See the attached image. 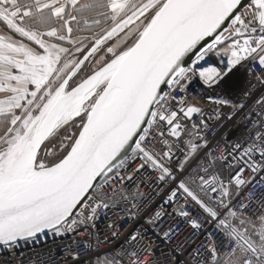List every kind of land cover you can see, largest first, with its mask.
Listing matches in <instances>:
<instances>
[{"label":"snow or ice","instance_id":"1","mask_svg":"<svg viewBox=\"0 0 264 264\" xmlns=\"http://www.w3.org/2000/svg\"><path fill=\"white\" fill-rule=\"evenodd\" d=\"M0 22L34 45L0 34V249L6 251L19 249L21 242L36 243L49 233L71 232L78 217L83 222L84 208L94 215L101 207L88 204L94 185L116 178L129 153L143 162L140 167L150 164L159 171L161 182L174 179L165 161L172 160L175 145L165 133L179 139L181 119L200 110L170 102L165 88H182L196 71L210 85L219 84L245 61L264 69V0H0ZM83 30L93 34L81 36ZM133 31V42L121 48ZM121 32L124 37L103 47ZM88 39L92 46L77 58L75 53L83 52ZM101 51L104 54L97 56ZM212 51L230 57L226 71L196 68ZM186 57L194 58L190 68L184 66ZM90 58L97 67H85ZM77 117L79 131L68 150L49 160L58 130L67 132L65 126ZM259 128L264 129V121ZM150 131L166 151L153 152L144 145ZM252 141L255 146H246L244 155L256 171L264 161V131L254 133ZM199 147L189 139L179 166ZM212 163L202 171L207 173ZM198 179L200 190L216 193L219 186V203L228 206L223 197L229 190L217 174ZM234 179L237 186L246 183L239 174ZM177 189L235 242L226 260L218 258L215 247L205 249L203 264H264V218L262 226L249 233L236 211L218 216L185 180L177 181L162 203L174 206ZM174 214L201 229L187 210ZM205 239L212 242L211 234ZM189 254L196 259L201 255L196 246Z\"/></svg>","mask_w":264,"mask_h":264},{"label":"built area","instance_id":"2","mask_svg":"<svg viewBox=\"0 0 264 264\" xmlns=\"http://www.w3.org/2000/svg\"><path fill=\"white\" fill-rule=\"evenodd\" d=\"M229 58L212 51L196 68L215 67L223 72ZM233 73H228L219 84L210 85L196 71L189 73L190 79L182 82V88L174 86L166 91L170 102L174 100L184 107L200 110L190 119H181L184 130L179 139L165 133V138L175 145L172 160L165 161L174 179L161 182L159 171L150 164L140 167L143 162L130 153L116 178L96 186L94 196L88 200L92 207L101 204L94 215L90 208H84L81 211L83 222L78 217L71 232L62 236L49 233L36 243L21 242L19 249H0V264H105L106 261L108 264H134V261L139 264H203L208 258L205 249L213 247L217 249L218 258L226 260L235 242L214 227L215 219L182 190L177 189L179 198L174 206L162 201L176 188L177 181L185 180L202 200L215 208L218 216H226L232 209L245 221L244 227L249 233L262 226L264 161H259L257 170L252 171L248 166L251 160L244 151L248 145L255 146L253 134L264 131L259 128L264 121V69L258 63L249 66L245 61ZM176 110L179 112V108ZM189 139L200 143V147L180 167ZM144 145L153 152L166 151L159 139L153 141L151 131ZM253 159L258 160V157ZM209 161L213 163L206 173L202 169ZM209 173L217 174L228 188V195L223 197L227 207L219 203V186L216 193L208 188L200 190L198 178H208ZM238 174L245 184L237 186L234 177ZM104 204L107 207H103ZM180 210H187L201 229H193L185 218L174 214ZM156 212L161 213V218H155ZM207 233L211 234L212 242L205 239ZM133 234L136 240L129 239ZM194 246L201 253L198 259L189 254ZM133 251L134 257L130 255Z\"/></svg>","mask_w":264,"mask_h":264},{"label":"rangeland","instance_id":"3","mask_svg":"<svg viewBox=\"0 0 264 264\" xmlns=\"http://www.w3.org/2000/svg\"><path fill=\"white\" fill-rule=\"evenodd\" d=\"M143 18V17H142ZM135 26L136 25H133V26H131V27H134V28H132V29H135ZM130 27V26H129ZM130 27V28H131ZM98 31V30H97ZM128 30H126L125 32H127ZM83 32V31H82ZM125 32H123L122 34H120L119 35V37H115L114 39H115V43H116V41L117 40H119L121 37L120 36H122L123 34H125ZM93 33H91V35H92ZM81 36H82V34H81ZM130 36H132L134 39H135V31H133L131 34H130ZM124 37V36H123ZM133 39V40H134ZM133 40L132 41H130V42H128V40L127 39H125L124 41H123V43H121V45H120V47L121 48H123V47H125V46H127V45H129V44H131L132 42H133ZM111 42L110 41H108L107 43H106V45H108V44H110ZM115 43H113V44H115ZM105 45V46H106ZM105 46H103V47H105ZM117 51H119V49H117ZM99 53V52H98ZM97 53V54H98ZM96 54V55H97ZM93 59V58H92ZM227 64V63H226ZM61 129H63V128H61ZM60 129V130H61ZM60 130H58V132H57V135H56V137H54L53 139H56V143H55V145L52 147V148H50L49 149V155H48V158H52V159H54V158H56V156H57V154L59 153V152H61V151H63V148L71 141V137L75 134V131H73V130H68L67 132H60ZM60 133H63V135H60ZM65 137H70L69 139H67V140H65ZM57 149H59L58 151H57Z\"/></svg>","mask_w":264,"mask_h":264},{"label":"flooded vegetation","instance_id":"4","mask_svg":"<svg viewBox=\"0 0 264 264\" xmlns=\"http://www.w3.org/2000/svg\"><path fill=\"white\" fill-rule=\"evenodd\" d=\"M144 18H141V20H143ZM140 23V21H137V24H139ZM131 26H133V25H130V27ZM136 27V26H135ZM131 28H134V27H131ZM127 29H125V31H126ZM91 31H88V30H84L83 32H82V36H85V37H90L91 36ZM123 32H121L120 34H122ZM119 34V35H120ZM123 36H125V34H123L122 36H120V37H123ZM117 37H119V36H117ZM116 37V38H117ZM127 40H128V42H130V41H132L134 38L132 37V36H130V35H128V37L126 38ZM86 41H88V45L84 48V50H83V52H80L79 53V56H78V58H81L87 51H88V49L92 46V43H93V41L91 40V39H88V40H86ZM111 43L110 44H108V45H106L105 47H107V46H111V45H113V43H115V39L113 38L112 40H109ZM78 54V53H77ZM102 54H104L102 51L101 52H99L98 54H97V56H99V55H102ZM110 56V54H106L105 55V59H107L108 57ZM98 65L96 64V61L94 60V59H92V58H90L89 59V61H86L85 62V67H87V68H95V67H97ZM75 79V78H74ZM71 84H72V82L70 81L69 82V85L71 86ZM71 144V141L63 148V151H66L67 149H68V145H70Z\"/></svg>","mask_w":264,"mask_h":264},{"label":"crops","instance_id":"5","mask_svg":"<svg viewBox=\"0 0 264 264\" xmlns=\"http://www.w3.org/2000/svg\"><path fill=\"white\" fill-rule=\"evenodd\" d=\"M84 31V30H83ZM0 34H4V35H8V36H12V38L13 39H17V40H22L23 42H25V43H28L29 44V46H34L33 44H32V42H30V41H27V40H25L24 38H21V37H19L18 35H16V34H13L12 32H11V30H9L8 28H7V26L3 23V22H0ZM80 35L82 34V31L79 33ZM84 44H85V47L88 45V41H84ZM75 56L78 58V56H79V53L77 54V53H75Z\"/></svg>","mask_w":264,"mask_h":264},{"label":"trees","instance_id":"6","mask_svg":"<svg viewBox=\"0 0 264 264\" xmlns=\"http://www.w3.org/2000/svg\"><path fill=\"white\" fill-rule=\"evenodd\" d=\"M108 24H110V22H107V23L105 24V26H108ZM96 30L99 31V29H96ZM79 120H80V118L77 117L76 120L69 122V125H67V126H65V127H67L68 130H73V131H75V133H77V132L79 131V124L77 123V121H79ZM72 125H75V127H73ZM63 131H64V129H61V130H60V132H63ZM55 141H56V139H55ZM67 150H68V149H67ZM67 150H66V151H67ZM64 152H65V151H61V152H59V153L57 154L56 157L63 155ZM48 159L51 160L52 158H51V159L48 158Z\"/></svg>","mask_w":264,"mask_h":264},{"label":"water","instance_id":"7","mask_svg":"<svg viewBox=\"0 0 264 264\" xmlns=\"http://www.w3.org/2000/svg\"><path fill=\"white\" fill-rule=\"evenodd\" d=\"M209 42H212L211 41V39L209 38ZM198 54V53H197ZM195 61H194V58H192V59H189L188 57H186L185 58V67H190L193 63H194ZM169 88H165L164 89V91L166 92L167 90H168ZM130 154V153H129ZM129 154H128V156H129ZM123 155V154H122ZM94 187H96L95 185H94Z\"/></svg>","mask_w":264,"mask_h":264},{"label":"bare ground","instance_id":"8","mask_svg":"<svg viewBox=\"0 0 264 264\" xmlns=\"http://www.w3.org/2000/svg\"><path fill=\"white\" fill-rule=\"evenodd\" d=\"M234 74V73H233Z\"/></svg>","mask_w":264,"mask_h":264}]
</instances>
